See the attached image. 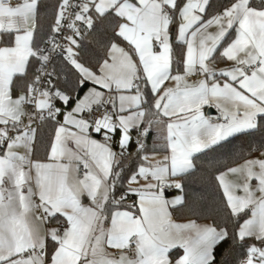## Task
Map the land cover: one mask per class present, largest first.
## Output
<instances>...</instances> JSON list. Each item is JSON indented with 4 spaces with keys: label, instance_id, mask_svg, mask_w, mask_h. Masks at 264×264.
Returning a JSON list of instances; mask_svg holds the SVG:
<instances>
[{
    "label": "snow or ice",
    "instance_id": "6c2138e0",
    "mask_svg": "<svg viewBox=\"0 0 264 264\" xmlns=\"http://www.w3.org/2000/svg\"><path fill=\"white\" fill-rule=\"evenodd\" d=\"M0 264H264V0H0Z\"/></svg>",
    "mask_w": 264,
    "mask_h": 264
},
{
    "label": "trees",
    "instance_id": "16d2710c",
    "mask_svg": "<svg viewBox=\"0 0 264 264\" xmlns=\"http://www.w3.org/2000/svg\"><path fill=\"white\" fill-rule=\"evenodd\" d=\"M45 3L51 4L53 0H44ZM217 3H220L221 0H216ZM41 24H42V30L41 34H43L44 31L47 30V19L44 18L42 15L41 18ZM104 34H100V39L103 40ZM84 57L85 60L88 62H92L96 56L99 55L96 47L94 45H87L84 51ZM80 95H83V92L81 91L79 93ZM261 139L260 135L257 134L256 137H246V136H239L237 138H233L232 143L227 146L226 148L220 150L217 154H215L218 158L222 159H229L232 157V154L242 147H247L250 143L253 142H259ZM149 144H152V137H149ZM255 154V153H254ZM37 155L41 158L44 156V149L43 147H40L38 150ZM204 169L207 170L206 161L204 162ZM187 186L189 189V192H196V193H202L205 195V199L201 200L196 197H191L189 202V207L185 209H181L179 211L173 212V217L177 221H183V220H189L194 219L197 221H210L212 222V219L215 217L217 220H219V216L216 215V208L218 203V198L216 195L214 182L211 180V174L208 173L207 175H199L197 177H189L187 180ZM176 191L172 190L170 192L171 195L175 194ZM174 251H180V254L182 253V250H174Z\"/></svg>",
    "mask_w": 264,
    "mask_h": 264
},
{
    "label": "crops",
    "instance_id": "0c3cea01",
    "mask_svg": "<svg viewBox=\"0 0 264 264\" xmlns=\"http://www.w3.org/2000/svg\"><path fill=\"white\" fill-rule=\"evenodd\" d=\"M219 67H224L225 65L223 64V63H221V64H219L218 65ZM209 108H213V110H215V112H208V110H209ZM204 111L207 113V114H209V115H211V116H217L218 115V113H217V110L214 108V107H205L204 108ZM94 138H96V139H101V137H99V136H97L96 134H94ZM231 179H233V180H235V179H237L236 177H230ZM170 192L171 191H167V196H168V198H171L173 195H175V194H177V193H175V194H173V195H171L170 194ZM173 219L176 221V222H187L188 220H183V221H177L174 217H173ZM198 223H200V224H208V223H211L210 221H197ZM182 254V253H181Z\"/></svg>",
    "mask_w": 264,
    "mask_h": 264
},
{
    "label": "water",
    "instance_id": "95a60500",
    "mask_svg": "<svg viewBox=\"0 0 264 264\" xmlns=\"http://www.w3.org/2000/svg\"><path fill=\"white\" fill-rule=\"evenodd\" d=\"M208 112H215V110H213V108H209Z\"/></svg>",
    "mask_w": 264,
    "mask_h": 264
},
{
    "label": "built area",
    "instance_id": "2783aa9c",
    "mask_svg": "<svg viewBox=\"0 0 264 264\" xmlns=\"http://www.w3.org/2000/svg\"><path fill=\"white\" fill-rule=\"evenodd\" d=\"M213 117H215V116H213ZM97 135V134H96ZM97 136H99V135H97ZM100 137V136H99ZM168 191H172V190H168Z\"/></svg>",
    "mask_w": 264,
    "mask_h": 264
}]
</instances>
